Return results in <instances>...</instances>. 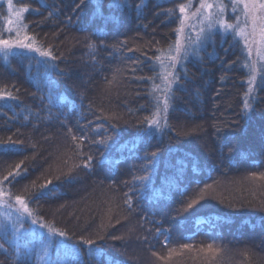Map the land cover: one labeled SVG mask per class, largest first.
I'll list each match as a JSON object with an SVG mask.
<instances>
[{
  "label": "trees",
  "instance_id": "obj_1",
  "mask_svg": "<svg viewBox=\"0 0 264 264\" xmlns=\"http://www.w3.org/2000/svg\"><path fill=\"white\" fill-rule=\"evenodd\" d=\"M78 2L47 0L58 6L48 20L45 9L24 13L28 35L51 48L55 60L32 52L12 53L7 61L0 55V88L20 89L19 101H0V140L11 136L23 141L19 150L0 152V174L21 160L27 169L9 187L22 194L29 186L32 209L68 231L74 237L69 243L81 236L97 240L101 259L108 264H264V180L251 176L264 173V88L258 91L261 101L255 111L244 116L248 71L242 67L241 42L230 33L215 31L201 49L202 60L190 56L176 68L180 82L173 85L168 121L188 135L178 136L168 128L148 134L138 129L146 127L140 122L154 109L155 102L147 95L152 81L136 77L160 71L154 59L157 49L167 50L175 42L177 5L187 0H146L142 15L134 9L108 7V0H103V14L97 15L95 0L76 10ZM15 4L39 7L37 0ZM169 9H175L170 16ZM89 40L97 46L95 60L89 56ZM232 61L236 64L229 68ZM114 74L117 79L109 84ZM262 77L264 71L257 76L258 84ZM49 89L51 116L45 107L48 101L42 104L39 99L47 97ZM113 113L119 118H106ZM69 128L78 137L86 135L82 150L93 157L90 168L70 174L85 156L73 154V142L66 135ZM109 136L106 144L92 143ZM225 141L231 152L227 147L221 150ZM157 147L155 166L141 171L145 151ZM145 174L148 181H133ZM49 179L53 191L39 197V185ZM33 181L36 188L31 187ZM206 185L212 187L205 189ZM201 190L204 199L183 211ZM124 193L132 197L134 211L109 214L110 207L123 206ZM100 235L105 238L100 240ZM184 244L192 248L181 249ZM209 244L222 251L209 252ZM170 248L179 254L160 259ZM0 260L9 264L2 253ZM82 264L97 260L85 253Z\"/></svg>",
  "mask_w": 264,
  "mask_h": 264
},
{
  "label": "snow or ice",
  "instance_id": "obj_2",
  "mask_svg": "<svg viewBox=\"0 0 264 264\" xmlns=\"http://www.w3.org/2000/svg\"><path fill=\"white\" fill-rule=\"evenodd\" d=\"M6 2L7 11L10 15L4 22L8 25L15 24L16 27L9 26L7 28L9 34L15 33L14 38L11 35L5 38L4 33L0 32V53L3 54L4 60L7 61L8 57L15 50L21 49L28 52H36L41 57L55 60L56 56L53 55L51 48H45L35 36L28 35L26 31L28 25L23 23V19L24 13L29 11L40 13L41 9H45L47 10V15L44 19L48 20L53 17L55 11H58V6L55 3L48 4L47 0H37L39 7L30 9L27 6L15 7L13 0H6ZM87 2L88 0H79L75 5L76 10L85 6ZM146 6V0H139L135 4L133 0H108V7L134 9L138 15H142L143 9ZM95 7L96 14L102 15L103 0H95ZM177 7L180 13L179 27L176 29L177 39L173 44L168 46L167 50L157 49L159 55L154 57L155 61L159 64L160 71L154 76L136 77L139 80L152 81L151 91L147 95L151 96L155 102L151 115L144 117L140 122L142 126L146 127H140L138 130L151 134V130L162 132L165 128H168L176 131L178 136L189 134L182 129L173 128L168 121L169 110L175 99L173 85L180 82V76L176 72V67L182 60H187L190 56L202 60L203 57L200 55L201 49L205 42L213 37V29L216 27L223 29L225 33L232 31L235 36L243 39L244 50L247 55L242 67L248 69L246 80L248 87L244 93L242 112L244 116H250L255 111V104L261 101L258 91L264 88V77H262L259 84L257 83L258 71H264V69H257V63L264 61V0H230V3H225V0H199V4L195 7L194 11L192 10V0H187L186 3H179ZM229 7L234 13L239 10V15L234 16L232 22H228L224 18L226 9ZM174 11L175 9H169L167 10V14L170 16ZM12 16L15 17V20L12 19ZM68 19L71 20V17ZM193 19H196L199 23V28L196 30L194 37L185 34L186 28L193 27L195 29V26L191 23ZM22 31L23 36L21 35ZM101 43H103V40H101ZM126 43L127 41L121 42V44ZM87 47L90 58L95 60L97 53L96 44L89 40ZM112 47L118 48L119 45H113ZM128 51H132V49L129 48ZM254 52L257 60L252 59ZM133 63L136 62L134 61ZM235 64L236 61H232L228 64V67L231 68ZM119 71L117 70V74H119ZM132 71L135 72L136 69L133 68ZM185 75H187V72H185ZM116 79L117 75L114 74L113 80L108 83L112 84ZM157 79L160 83H156ZM220 79L223 81L225 76H221ZM19 92L20 89L16 88L15 85L11 88L4 86L0 88V101H19ZM33 95L35 96V94ZM39 99L42 104L45 100L48 101V105H45V107H48L49 115L51 116V105L53 103L51 89H49L47 97L40 96ZM106 118L118 119L119 117L113 113ZM27 119L28 117H25V120ZM37 119H39L38 114ZM213 127H216L217 131L220 130L216 125H213ZM197 128H200V126H197ZM66 135L70 136L73 142V154L76 157L85 156L81 164H76L73 168L69 169V174L78 168H90L93 157L86 155L82 150L83 143L87 139L86 135L78 137L73 134L71 128L68 129ZM111 139L112 137L109 136L99 141L92 140V143L106 144L107 140ZM138 139L143 142L142 137ZM20 144H23V141L13 140L10 136L6 141L0 140V152L19 150L18 145ZM32 146L35 147L34 144ZM225 147L228 148L229 152L233 150L226 141L221 142V150ZM159 153L160 149L158 147L150 151L146 150L143 157L145 164L141 165V171H145L150 166L154 167ZM22 165H24L23 160L14 166L9 165L6 169V174H0V253L8 258L9 264H82V254L85 253L89 259H96L97 264H108L106 260L101 259L103 253L97 246V240L91 238L84 239L81 236L75 243H69L74 237L68 231L56 227L54 222L46 221L43 216L39 215L37 210L32 209L29 206L28 199L30 194L29 186H24L22 194L12 191L9 185H12L13 181H16L17 178L27 171ZM251 176L252 178H257L258 176L260 180H264V173H252ZM56 179L59 180L60 177L57 176ZM148 180L149 176L146 174L133 177V181H140L141 183ZM52 183L53 181L49 179L44 184L39 185V197L48 196L53 191V189L49 188V185ZM31 187L36 188L35 181L32 182ZM211 187V185H206L205 189ZM202 199H204V190H201L195 198L187 202L183 211L193 209ZM114 210L131 215L134 211L132 197L128 193H124L123 206L117 204L115 205V209L110 207L107 211L110 214ZM13 212L15 215H13ZM128 215L124 216V218L127 219ZM104 227V224L100 225L101 230ZM38 229L43 231H38ZM133 231L134 229L129 228L130 233ZM98 238L103 240L105 237L100 235ZM112 239H123V237L114 236ZM144 239L147 240V237H144ZM81 245L86 247H81ZM180 247L181 249L189 250L192 248L188 244L181 245ZM207 250L214 254L222 251L221 249L214 248L212 244L207 245ZM53 253L55 254V259L52 258ZM178 254L179 252L176 248H170L168 256L160 257V259H168ZM244 254L248 255L247 252ZM33 255L35 256V261L32 260ZM152 255L157 256V253L153 252ZM0 264H4V261L0 260Z\"/></svg>",
  "mask_w": 264,
  "mask_h": 264
},
{
  "label": "rangeland",
  "instance_id": "obj_3",
  "mask_svg": "<svg viewBox=\"0 0 264 264\" xmlns=\"http://www.w3.org/2000/svg\"><path fill=\"white\" fill-rule=\"evenodd\" d=\"M13 3H14V5H15V7H17V8H19V6H17L16 4H15V0H13ZM225 3H230V0H225ZM198 4H199V0H197V4H195V5H193V11L195 10V7H197L198 6ZM10 14L8 13V11H7V2H6V0H0V32H3L4 33V35H5V38H8L10 35H11V37L12 38H14L15 37V33L13 32V33H11V34H9L8 32H7V28L9 27V26H11V27H13V28H15L16 27V25L15 24H13V25H8V24H6L4 21H5V19L9 16ZM236 15H239V10H237L235 13L232 11V9L229 7V8H227L226 9V13H225V20H227L228 22H232V20H233V18H234V16H236ZM12 19L13 20H15V17L14 16H12ZM241 19H243V17H241ZM192 25H194L195 26V29L193 28V27H188V28H186L185 29V34L186 35H191V36H195L196 35V30H198V28H199V23H198V21L196 20V19H193L192 20ZM215 31H218V32H221V33H223V34H227V33H230V34H232L235 38H237L240 42H241V44L243 45V49H244V42H243V39L242 38H240L239 36H235L234 35V33L232 32V31H228L227 33H225L224 31H223V29H220L219 27H216L215 29H213V32H215ZM21 35L23 36V31H22V33H21ZM177 39V38H176ZM28 52V51H26V50H15L13 53H17V52ZM32 53H34L36 56H38L39 58H44V57H41L40 55H39V53H36V52H32ZM244 54H245V57H246V55H247V53H246V51L244 50ZM0 55L2 56V58H3V54L2 53H0ZM252 59L253 60H257V57L255 56V52L253 53V57H252ZM184 60H182L178 65H177V67L183 62ZM158 66H159V64H158ZM176 67V68H177ZM262 67H264V61H260V62H258L257 63V69L259 70V68L260 69H263ZM159 69H160V67H159ZM247 71H248V69H246ZM259 72L260 71H258V75H259ZM257 75V76H258ZM13 215H15V213L13 212ZM34 227H36V226H34ZM38 231H43V230H39L38 229ZM52 258L53 259H55V254L53 253V255H52Z\"/></svg>",
  "mask_w": 264,
  "mask_h": 264
}]
</instances>
